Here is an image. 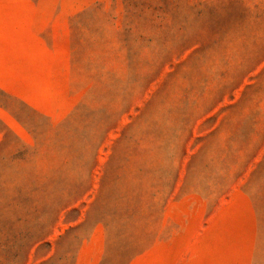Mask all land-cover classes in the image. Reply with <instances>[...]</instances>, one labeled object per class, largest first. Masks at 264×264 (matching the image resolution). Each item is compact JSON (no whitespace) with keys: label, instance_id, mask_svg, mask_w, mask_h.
Listing matches in <instances>:
<instances>
[{"label":"rangeland","instance_id":"1","mask_svg":"<svg viewBox=\"0 0 264 264\" xmlns=\"http://www.w3.org/2000/svg\"><path fill=\"white\" fill-rule=\"evenodd\" d=\"M0 264H264V0H0Z\"/></svg>","mask_w":264,"mask_h":264}]
</instances>
